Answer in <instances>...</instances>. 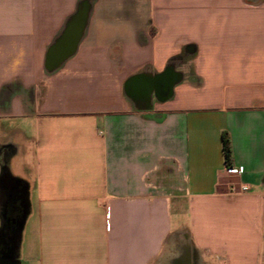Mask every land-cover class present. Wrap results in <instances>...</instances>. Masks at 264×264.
<instances>
[{
    "label": "crops",
    "instance_id": "obj_1",
    "mask_svg": "<svg viewBox=\"0 0 264 264\" xmlns=\"http://www.w3.org/2000/svg\"><path fill=\"white\" fill-rule=\"evenodd\" d=\"M180 242L264 264V0H0V261Z\"/></svg>",
    "mask_w": 264,
    "mask_h": 264
},
{
    "label": "flooded vegetation",
    "instance_id": "obj_2",
    "mask_svg": "<svg viewBox=\"0 0 264 264\" xmlns=\"http://www.w3.org/2000/svg\"><path fill=\"white\" fill-rule=\"evenodd\" d=\"M178 247V251L167 261L166 264H203L199 261L196 253L194 251H190L187 245L180 242ZM0 264L5 263L0 261Z\"/></svg>",
    "mask_w": 264,
    "mask_h": 264
},
{
    "label": "trees",
    "instance_id": "obj_3",
    "mask_svg": "<svg viewBox=\"0 0 264 264\" xmlns=\"http://www.w3.org/2000/svg\"><path fill=\"white\" fill-rule=\"evenodd\" d=\"M221 141L225 164L228 166L231 162V150L229 145V138L226 133L222 134Z\"/></svg>",
    "mask_w": 264,
    "mask_h": 264
},
{
    "label": "built area",
    "instance_id": "obj_4",
    "mask_svg": "<svg viewBox=\"0 0 264 264\" xmlns=\"http://www.w3.org/2000/svg\"><path fill=\"white\" fill-rule=\"evenodd\" d=\"M227 172L229 174H236V175L240 174L239 170L237 168L232 167L230 164L227 167Z\"/></svg>",
    "mask_w": 264,
    "mask_h": 264
},
{
    "label": "water",
    "instance_id": "obj_5",
    "mask_svg": "<svg viewBox=\"0 0 264 264\" xmlns=\"http://www.w3.org/2000/svg\"><path fill=\"white\" fill-rule=\"evenodd\" d=\"M5 176H6V175L2 176V178H1V181H2V180H4V178H6V177H7V176H6V177H5Z\"/></svg>",
    "mask_w": 264,
    "mask_h": 264
},
{
    "label": "rangeland",
    "instance_id": "obj_6",
    "mask_svg": "<svg viewBox=\"0 0 264 264\" xmlns=\"http://www.w3.org/2000/svg\"><path fill=\"white\" fill-rule=\"evenodd\" d=\"M26 244L25 243H23V246H25Z\"/></svg>",
    "mask_w": 264,
    "mask_h": 264
}]
</instances>
